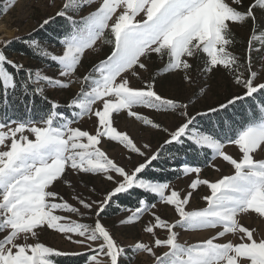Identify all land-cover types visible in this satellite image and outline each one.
<instances>
[{"label": "snow or ice", "instance_id": "6c2138e0", "mask_svg": "<svg viewBox=\"0 0 264 264\" xmlns=\"http://www.w3.org/2000/svg\"><path fill=\"white\" fill-rule=\"evenodd\" d=\"M9 0L3 11L15 5ZM94 0H66L54 16L40 24L44 28L56 17H65L70 30L58 36L62 54L43 49L38 40L24 43L43 58L58 65L57 77L43 74L40 69H24L22 64L8 59L0 49V101L5 111L0 114V264H55V257L87 255L85 264H120L127 250L121 246L102 222L101 215L121 194L140 190L158 198L159 203L172 206L179 219L169 223L157 214V204L149 203L142 195L138 206L119 221L121 226H135L145 213L154 223L143 231L152 234L154 242L137 241L131 251L144 252L154 257V264H264V238H256L255 230L245 226L244 216L253 213L264 218V103H258V116L225 132L203 129L197 118L226 110L229 106L257 93H264V82L257 83V72L252 70V43L246 57L235 55L230 48L235 43L231 26L252 21L255 34V9L264 10V0H254L244 8L242 0H98L99 6L80 20L67 15L90 5ZM106 33L108 34L106 36ZM19 40V37L15 38ZM97 42L111 45L106 58L87 70L82 77L76 73L82 66L86 50H93ZM11 44L6 41L5 46ZM257 51L264 48H257ZM156 55L167 61L155 75L149 61ZM203 59V66L194 68L193 61ZM11 68L13 71H9ZM227 71L236 86L243 89L218 107L206 112L190 114L189 104L165 97L156 90L157 76L180 74L183 81L193 84L192 73L211 74ZM25 73L21 77L19 74ZM247 72V75H245ZM132 78L142 79L143 86H133ZM73 83L79 91L67 102L65 109L49 100L45 88L69 89ZM208 85L199 86V94L206 95ZM31 96L25 108L31 112L38 95L50 104L49 111L39 119H13L7 109L10 98L17 94ZM143 107L162 115H178L180 122L174 129L163 126L134 109ZM126 113L144 126L166 134L164 143L152 151L151 145H138L126 131L114 126L115 117ZM84 117L95 119V132L82 130L73 124ZM116 142L130 153L145 157L131 171L125 169L101 147L102 142ZM170 145L188 151L210 150L205 156L208 167L217 172V160L226 162L231 174L217 179L202 178V167L182 163L172 171L187 177L194 174L188 191H178L169 181H160L143 175L161 153ZM238 149L236 156L227 146ZM152 152L149 156L147 153ZM176 154H169L175 160ZM91 174L103 177L113 187L100 200L85 197L73 187L69 174ZM57 183L73 188L72 201L54 190ZM201 186L210 194L202 197L206 207L186 210L191 197ZM95 192V188L91 190ZM89 214L94 224L83 223ZM184 230L220 229L209 239L187 244L178 241L175 228ZM166 230L164 239L156 238V230ZM52 230L68 241L86 249L84 253H67L39 242V234ZM227 234L238 237V242H215ZM29 240L35 242L29 243ZM168 251L155 255L154 248Z\"/></svg>", "mask_w": 264, "mask_h": 264}, {"label": "rangeland", "instance_id": "374dc122", "mask_svg": "<svg viewBox=\"0 0 264 264\" xmlns=\"http://www.w3.org/2000/svg\"><path fill=\"white\" fill-rule=\"evenodd\" d=\"M242 2L244 8H247L249 4L254 3V0H242ZM8 3L9 0H0V49L6 53L8 59L22 64L28 69H40L43 74L57 77L59 71L57 64L50 65L48 63L35 61L18 53L9 52L5 50V42L11 41L16 37L21 38L34 33L38 28H40L39 26L44 19L49 16H54L55 13L62 8V6L66 3V0H16L13 7L8 8L7 11H3ZM98 6V0H94L93 3L81 7L79 10L74 11L69 9L67 11V15L72 16L76 20H80L82 17L87 16L89 13L94 11ZM255 17L254 35L251 20L243 24H233L231 26L235 43L230 48V51L241 57V62L243 63L249 48V40L250 38L253 40L251 52L252 70L257 72L256 82L260 83L264 82V50L257 51L256 49L264 48V10L256 8ZM56 21L57 19H55V22ZM59 22L62 24L66 23L63 19L59 20ZM107 35L108 34L106 33V36ZM41 47L57 55L62 54L63 51L61 44H53L51 41H45L41 44ZM111 47L112 46L109 44L97 42L93 50H86L87 54L83 57L82 66L79 68L76 76L82 77L87 70L92 68L93 65L106 58V56L111 52ZM166 61V57L162 60L160 57L153 55L149 61L151 73H143L144 78H148L150 75H155L157 71L163 67ZM193 64L194 68L197 64L202 67L203 59L198 57L193 61ZM192 75L194 82L189 85L187 82L183 81L182 73L161 74L156 78V90L165 97L176 98L183 103H188L189 112L193 115L198 112H206L209 107H216L228 99H231L232 96L241 95L243 93V89L234 84L231 75L227 71H214L213 73L206 75H198V73L194 71ZM245 75H247V72H245ZM131 83L133 86L141 87L143 86L144 81L142 79L132 78ZM204 84L208 85V92L206 95L201 96L199 94V86H203ZM79 87L80 85L78 83H73L69 89L65 90L46 87L45 95L50 100H54L63 106L61 108L62 111H66L64 106H66L67 102L77 91H79ZM134 110L149 116L170 129H174L180 122L178 115H162L154 110L143 107H137ZM66 114L69 113L66 112ZM73 126H79L82 130H86L94 134L96 122L94 118L89 119L88 117H84L79 122L73 124ZM114 126L120 131H126L129 133L138 145L142 146L144 143H148L151 145L153 152L164 143L165 139H167L166 134L144 126L141 122L127 116L126 113L119 114L115 117ZM101 147L104 151H106L110 158L114 159L128 171H131L139 163H143L145 159V157L139 156L135 153H130L116 142H108L105 140L102 142ZM226 150L229 154L234 156L238 154V149L235 146L229 145ZM147 154L150 156L152 152H148ZM257 158H264V155H258ZM215 163L217 164V167L220 168V171L217 172L211 167L204 166L202 167V178L214 180L219 178L221 175L231 174L232 169L226 162L217 160ZM193 178L194 174L187 177L182 175L170 183L178 191L186 193L188 191L187 186ZM69 179L78 193L83 194L85 197L90 195L92 199L96 200H100L102 196L113 187V185L104 180L103 177L91 174L70 173ZM93 188H95V192L91 191ZM54 190L60 193L65 199L69 200V202L75 204V201H72L71 199L73 188H69L63 183H57ZM208 194H210V192L206 186H201L191 197L189 204L186 205V210H198L206 207L207 202L204 201L202 197ZM153 203L157 204L156 211L162 219H165L169 223H174L179 219L178 214L172 206L163 205L159 203L158 200ZM115 204L116 203L113 201L112 205L107 208V210L101 215L100 219L101 222L108 229H110V232L116 241L127 250L126 255L120 258V264H154L153 256L144 252L133 253L131 251V246H133L137 241L148 243L150 246L153 244L154 237L152 234L144 232L143 228L149 223H154V219L151 218L150 213H145L135 226H121L119 221L130 214V208L121 207L119 212L110 215V210ZM68 215H71L73 219L80 220V222L94 224L95 216L93 214H89L88 217L83 219L76 217L73 214ZM242 222L245 226L255 230L256 238H264V218L258 217L253 213L251 216H244L242 218ZM174 230L178 233V241L180 243L192 244L211 238L215 235L216 231H219L220 229L192 231L177 227ZM2 235L3 233H0V236ZM166 236V230H156V238L164 239ZM227 240L238 242V237H234L232 234H227L226 237L219 238L215 242L222 243L227 242ZM28 242L33 243L35 241L29 240ZM39 242H43L47 246L67 253H84L86 251L84 247L68 241L61 234L52 230H44L41 232L39 234ZM166 251H168V249L165 246L154 248L155 255L157 256ZM102 259L104 260V264H108L106 258ZM86 260L87 255L82 264H85ZM55 264L58 263L55 261Z\"/></svg>", "mask_w": 264, "mask_h": 264}, {"label": "trees", "instance_id": "16d2710c", "mask_svg": "<svg viewBox=\"0 0 264 264\" xmlns=\"http://www.w3.org/2000/svg\"><path fill=\"white\" fill-rule=\"evenodd\" d=\"M56 19V22L54 20L44 28H38L31 35L23 36L19 40H11V44L6 46L5 50L12 53H18L38 62L55 65V63H53L50 59L43 58L36 54L33 49L24 43V41L35 39L39 41L40 45L45 41H51L53 44L55 43L60 45L57 37L63 36L70 30L71 26L65 17H56ZM61 19L65 20L66 23H60L59 20ZM24 69L28 68L24 67ZM9 71L13 70L9 68ZM19 75L23 77L25 76V73L21 72ZM30 99H32L31 96H22L19 93L16 98H10L11 107L7 109L8 115L13 119H39L43 113L49 111L50 104L37 95L35 97V107L32 108L31 112H29L25 108V103H27ZM223 103H226V101ZM258 103H264V93H257L254 98H247L244 101H239L235 105L229 106L226 110H221L217 113L208 114L206 116H200L197 118L198 125L203 129L215 130L218 133L225 132L229 127H235L241 123H246L250 118L258 116ZM4 111L5 108L3 106V102L0 101V114H3ZM177 152L178 157L175 160L169 159L170 153L176 154ZM210 155V150L207 149L204 150V155H201L199 152L188 151L177 145H170L167 146L161 153V159L153 162L149 168L145 169L143 175L155 180L171 182L182 176L179 172L172 171L173 167H178L182 163L195 164L204 167L207 165L205 156L210 158ZM142 195L149 203H153L158 200L157 197L147 193H141L140 190H135L129 194H121L117 200H114L116 204L110 210L109 214L113 215L119 212L121 207L134 209L138 206V200ZM85 258L86 255H65L55 257L54 259L58 264H82Z\"/></svg>", "mask_w": 264, "mask_h": 264}, {"label": "bare ground", "instance_id": "6f19581e", "mask_svg": "<svg viewBox=\"0 0 264 264\" xmlns=\"http://www.w3.org/2000/svg\"><path fill=\"white\" fill-rule=\"evenodd\" d=\"M195 235V234H194Z\"/></svg>", "mask_w": 264, "mask_h": 264}]
</instances>
